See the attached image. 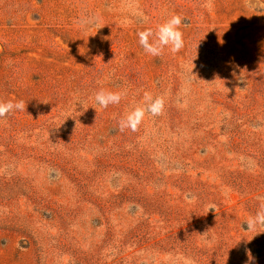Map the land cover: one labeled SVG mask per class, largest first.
I'll return each instance as SVG.
<instances>
[{"label": "rangeland", "instance_id": "1", "mask_svg": "<svg viewBox=\"0 0 264 264\" xmlns=\"http://www.w3.org/2000/svg\"><path fill=\"white\" fill-rule=\"evenodd\" d=\"M204 2L0 0V102L26 104L0 118V264H264L246 223L264 196V0ZM172 14L184 47L153 57L137 33ZM101 88L125 96L101 109ZM145 91L163 113L120 131Z\"/></svg>", "mask_w": 264, "mask_h": 264}, {"label": "clouds", "instance_id": "2", "mask_svg": "<svg viewBox=\"0 0 264 264\" xmlns=\"http://www.w3.org/2000/svg\"><path fill=\"white\" fill-rule=\"evenodd\" d=\"M202 6L211 10L213 6L212 0H205ZM137 14L142 17L144 22H147L148 18L142 12ZM182 22V17L179 14H172L164 23L157 27L155 32L151 28L138 32L140 46L146 53L153 57L161 56L165 47H168L173 54L179 52L184 47L183 33L180 30ZM150 37H154V39L150 41ZM124 96L125 93L123 92L101 88L95 93L94 100L99 108L104 109L109 105L119 104ZM164 105V96L161 95L153 98L150 92L145 91L142 103L135 106L120 119L119 130L131 129L133 132L137 131L139 125L145 119L146 114L153 117L159 116L163 113ZM25 109L26 104L23 100L15 103L12 101L0 102V118H5L14 110L24 111ZM257 200L261 202L258 211L254 216L246 220L249 231L254 230L257 226L264 228V196H257ZM248 256L249 261L253 260L250 252Z\"/></svg>", "mask_w": 264, "mask_h": 264}]
</instances>
